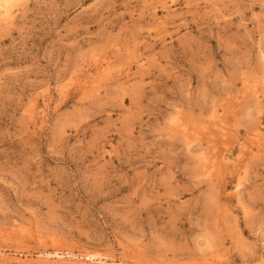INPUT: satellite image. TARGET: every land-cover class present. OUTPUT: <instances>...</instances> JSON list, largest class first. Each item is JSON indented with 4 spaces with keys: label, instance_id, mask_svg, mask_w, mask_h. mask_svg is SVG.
I'll use <instances>...</instances> for the list:
<instances>
[{
    "label": "rangeland",
    "instance_id": "obj_1",
    "mask_svg": "<svg viewBox=\"0 0 264 264\" xmlns=\"http://www.w3.org/2000/svg\"><path fill=\"white\" fill-rule=\"evenodd\" d=\"M10 4L0 264H264V0Z\"/></svg>",
    "mask_w": 264,
    "mask_h": 264
},
{
    "label": "bare ground",
    "instance_id": "obj_2",
    "mask_svg": "<svg viewBox=\"0 0 264 264\" xmlns=\"http://www.w3.org/2000/svg\"><path fill=\"white\" fill-rule=\"evenodd\" d=\"M10 1V2H9ZM11 2H13V0H0V13L2 14V13H7V12H9L10 11V7H9V4L11 3ZM11 5V4H10ZM72 79V78H71ZM100 79V78H99ZM65 254V253H64ZM63 253H59L58 255L59 256H63L64 255ZM72 255V256H71ZM65 256V255H64ZM67 256H70V257H72V259L73 258H76V256H74L73 257V254L72 253H69ZM82 257H83V259H85V260H88V261H90L91 262V260H94L95 259V255L94 254H91V253H86L85 252V254H83L82 255ZM101 258V257H100ZM79 260V259H78ZM101 260V259H100ZM65 261H67V260H65ZM74 261V260H73ZM80 261H82V260H80ZM102 261V260H101ZM100 261V262H101ZM95 262V261H94ZM103 262V261H102ZM114 262V261H113ZM68 263V262H67ZM74 263V262H73ZM99 263V262H98ZM117 263V262H116ZM118 263H120L119 261H118ZM65 264V263H64ZM70 264H72V263H70ZM80 264V263H79ZM84 264V263H83ZM91 264V263H90ZM94 264V263H93ZM125 264V263H124Z\"/></svg>",
    "mask_w": 264,
    "mask_h": 264
}]
</instances>
